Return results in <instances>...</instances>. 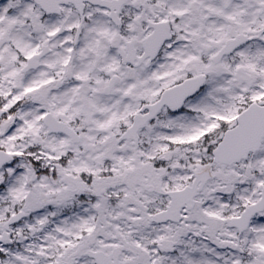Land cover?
Masks as SVG:
<instances>
[{
    "label": "snow or ice",
    "instance_id": "1",
    "mask_svg": "<svg viewBox=\"0 0 264 264\" xmlns=\"http://www.w3.org/2000/svg\"><path fill=\"white\" fill-rule=\"evenodd\" d=\"M0 264H264V0H0Z\"/></svg>",
    "mask_w": 264,
    "mask_h": 264
}]
</instances>
